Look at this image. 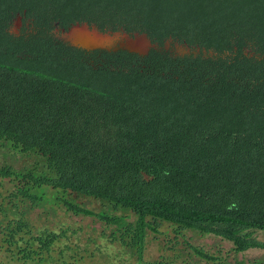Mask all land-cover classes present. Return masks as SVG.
Wrapping results in <instances>:
<instances>
[{
  "label": "trees",
  "instance_id": "1",
  "mask_svg": "<svg viewBox=\"0 0 264 264\" xmlns=\"http://www.w3.org/2000/svg\"><path fill=\"white\" fill-rule=\"evenodd\" d=\"M76 24L153 47H76ZM0 152V264L264 251V0H0ZM165 225L191 253L145 261Z\"/></svg>",
  "mask_w": 264,
  "mask_h": 264
},
{
  "label": "rangeland",
  "instance_id": "2",
  "mask_svg": "<svg viewBox=\"0 0 264 264\" xmlns=\"http://www.w3.org/2000/svg\"><path fill=\"white\" fill-rule=\"evenodd\" d=\"M4 163V158L2 157V153L0 152V164ZM82 203L87 204L90 207H94V204L91 202L89 203L87 200H83L81 201ZM167 235L166 236H163ZM162 234L161 235H157L158 238L157 240L154 239L153 236L149 237V241L147 244V250H146V254H145V261H159L162 259V256H171V253L169 251H165L162 247V245L165 243V240H173L175 239V236L172 232V230H169V228L165 225L162 228ZM192 240L191 243L195 244V245H208L210 248L213 249V252L216 251L215 248H217L216 246H220L221 244L224 246L225 252L229 249V246L227 243H219V240H215L214 239L211 241V238H200L199 236H194L193 234H188ZM156 236V237H157ZM254 237H257L259 240L264 241V233L263 232H257ZM177 242L179 245H177V252L178 253H182V254H187L188 248L186 247V245H183L181 242V238H179L176 241H172V243ZM100 246L102 248V256H100V254H96L94 261H85L82 262L81 264H138L137 260H135L134 258L130 257L129 255H123L122 251L120 249H118V247H108L106 245L105 242H101L99 241ZM214 247V248H213ZM222 247V246H220ZM223 248V247H222ZM189 253H191L190 251H188ZM95 253H97V251H95ZM225 255V254H224ZM101 259L100 262H97ZM186 261L190 260L191 257H187L186 256ZM2 260V259H1ZM196 260V259H194ZM199 259H197L198 261ZM250 261V262H254V261H264V251L262 250H251L249 252H247L246 254L243 255H239V256H235V255H231V257L228 260V264H235L236 261ZM181 261H178V264H181ZM200 264H205V261H200Z\"/></svg>",
  "mask_w": 264,
  "mask_h": 264
},
{
  "label": "water",
  "instance_id": "3",
  "mask_svg": "<svg viewBox=\"0 0 264 264\" xmlns=\"http://www.w3.org/2000/svg\"><path fill=\"white\" fill-rule=\"evenodd\" d=\"M60 38L73 46L87 50L105 48L114 41L120 42L121 46L129 52L140 55H146L153 47L147 34H134V36L103 34L87 24H76L67 31L63 29Z\"/></svg>",
  "mask_w": 264,
  "mask_h": 264
}]
</instances>
